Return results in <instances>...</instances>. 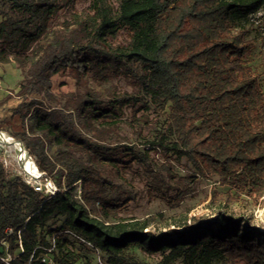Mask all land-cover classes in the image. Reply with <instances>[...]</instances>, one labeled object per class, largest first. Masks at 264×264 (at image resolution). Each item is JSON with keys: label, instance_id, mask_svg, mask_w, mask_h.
I'll list each match as a JSON object with an SVG mask.
<instances>
[{"label": "trees", "instance_id": "trees-1", "mask_svg": "<svg viewBox=\"0 0 264 264\" xmlns=\"http://www.w3.org/2000/svg\"><path fill=\"white\" fill-rule=\"evenodd\" d=\"M78 2L0 0V63L15 64L16 93L31 97L13 110L26 125L11 135L56 186L46 198L0 162V254L43 264L38 247L53 239L55 264H76L82 251L141 264L134 245L158 253L156 264H264V232L240 218L185 215L154 234L148 218L117 216L130 199L121 183L134 180L159 194L215 179L264 198V93L247 39L264 0ZM55 75L73 90L52 92ZM176 191L174 200L187 193Z\"/></svg>", "mask_w": 264, "mask_h": 264}, {"label": "rangeland", "instance_id": "rangeland-1", "mask_svg": "<svg viewBox=\"0 0 264 264\" xmlns=\"http://www.w3.org/2000/svg\"><path fill=\"white\" fill-rule=\"evenodd\" d=\"M88 0H79L77 6L80 8L87 4ZM1 19V17H0ZM252 24L249 25L250 32L247 35L253 43V50L250 56L251 65L260 87L264 93V5L258 12L251 16ZM20 76L15 64L10 61L6 64L0 63V100L6 97V101L0 103V162L2 163L9 178L16 176L23 179L29 185H43L42 177L39 173L26 171L24 168V159L20 157V151L14 142H17L23 153L35 164V159L28 153L23 143L14 138L12 132L21 131L26 125V118L22 119L14 109L24 101L30 100V96L23 99L17 95L18 82ZM74 81L71 77L65 75H55L52 77V92H69L74 88ZM24 109L21 110L23 112ZM155 158L162 159L157 151L151 152ZM184 162L179 165L174 164V170L183 179L187 173L184 169ZM39 171V170H38ZM58 175L59 173L56 172ZM212 181L201 180L193 184H187L183 179L180 184L170 185L169 188H163L162 193H153L148 191L143 181H130L121 183L123 193L129 196V201L125 209L119 211L117 216L128 219L148 218L151 222L148 228L152 233L157 234L166 229L169 218H182L186 215L189 223L209 222L218 218L220 214L230 215L240 220H245L248 225L255 227L259 232H264V198L255 200L248 198L242 193L235 192L227 186L213 183ZM118 183V182H116ZM172 184V183H171ZM81 183L76 184V195L81 192ZM187 191L183 198L174 200L176 188ZM118 192L120 190H117ZM215 192V194H213ZM63 218L52 220L43 229L46 233L50 227L58 226ZM129 252L136 255L141 264H156L159 260V254H148L142 252L139 246L134 245L129 248ZM97 258L88 252H79V259L76 264H96ZM214 264H228L224 259L214 261Z\"/></svg>", "mask_w": 264, "mask_h": 264}, {"label": "built area", "instance_id": "built-area-1", "mask_svg": "<svg viewBox=\"0 0 264 264\" xmlns=\"http://www.w3.org/2000/svg\"><path fill=\"white\" fill-rule=\"evenodd\" d=\"M42 175H43V173L40 172L39 176L42 177ZM43 180H45V181L43 182L42 186H40V185H35V186L31 185V186L34 188L35 191L41 192L46 198H49L55 194L56 186L50 179L45 178ZM8 232H11V230L8 229ZM19 246H20V250L22 251L20 242H19ZM38 248L43 250L41 256H39V258L43 264H55L53 257L50 255L53 248H54L53 239L50 240V246L49 247H38ZM16 257L17 256L11 255L8 252H5L4 254H0V264H14L13 260ZM32 257H33L32 255L29 257L27 264H29V262L32 260ZM97 263L98 264H104V263H102V261L100 260V258L98 256H97Z\"/></svg>", "mask_w": 264, "mask_h": 264}, {"label": "bare ground", "instance_id": "bare-ground-1", "mask_svg": "<svg viewBox=\"0 0 264 264\" xmlns=\"http://www.w3.org/2000/svg\"><path fill=\"white\" fill-rule=\"evenodd\" d=\"M15 147H17L20 151V157L24 159V168L26 171L33 172V173H39L36 165L30 160V158L27 157L26 153H23L20 149L17 142H14Z\"/></svg>", "mask_w": 264, "mask_h": 264}, {"label": "water", "instance_id": "water-1", "mask_svg": "<svg viewBox=\"0 0 264 264\" xmlns=\"http://www.w3.org/2000/svg\"><path fill=\"white\" fill-rule=\"evenodd\" d=\"M20 142V141H19ZM22 144V142H20Z\"/></svg>", "mask_w": 264, "mask_h": 264}]
</instances>
